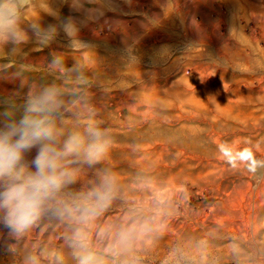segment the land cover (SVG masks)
<instances>
[{
	"label": "rangeland",
	"instance_id": "374dc122",
	"mask_svg": "<svg viewBox=\"0 0 264 264\" xmlns=\"http://www.w3.org/2000/svg\"><path fill=\"white\" fill-rule=\"evenodd\" d=\"M23 22L19 53L0 47V100L56 84L76 101L65 131L96 123L114 139L67 191L87 192L98 171L116 178L110 222L87 234L102 264H264V0H32ZM31 23L56 35L41 45ZM53 57L81 66L87 84L52 70ZM121 229L134 230L127 246ZM6 236L0 264H77L61 231L45 246L40 222L12 251Z\"/></svg>",
	"mask_w": 264,
	"mask_h": 264
},
{
	"label": "clouds",
	"instance_id": "9594fccd",
	"mask_svg": "<svg viewBox=\"0 0 264 264\" xmlns=\"http://www.w3.org/2000/svg\"><path fill=\"white\" fill-rule=\"evenodd\" d=\"M32 0H0V47L8 46L16 55L29 40L24 27L23 12ZM41 45L49 44L57 32L55 25H29ZM64 30L74 28L71 20ZM52 70L77 73V81L87 84L88 77L81 66L68 67L53 57ZM16 94H14L15 96ZM79 100L87 107V95ZM64 93L56 84L31 83L19 104L0 100V230L6 231L5 246L13 250L18 240L38 226L47 215L74 221L69 237L77 264H102L87 243L83 226L88 225L111 205L117 192L114 174L98 171L96 182L85 193L71 194L66 190L75 184L84 166L89 168L103 160L114 144L108 128L89 123L82 129L65 131L66 113L70 111ZM35 149L31 159L28 155ZM134 230L121 229L116 243L127 246ZM26 264H39L30 256ZM52 264H63L59 254H53Z\"/></svg>",
	"mask_w": 264,
	"mask_h": 264
},
{
	"label": "bare ground",
	"instance_id": "6f19581e",
	"mask_svg": "<svg viewBox=\"0 0 264 264\" xmlns=\"http://www.w3.org/2000/svg\"><path fill=\"white\" fill-rule=\"evenodd\" d=\"M68 190L69 189H67L66 191H68ZM154 190H156V193H161L162 192L165 195H168L169 193H172L173 189L172 188H165L163 190H160L159 188H157V189H154ZM74 191H77L80 194V190L78 188L77 189L74 188ZM81 192H83V191H81ZM135 193H136L137 197H140V196L146 197L148 192L146 193L144 190L141 191L140 189L139 190L137 189L135 191ZM54 220H57V224H55L57 226L56 227H51ZM110 220H111L110 215H108V214H106L104 212L102 215L97 217L91 223H89L86 226H83V230L86 232V234H90V233H92L95 230H99V229L103 228L106 224H108L110 222ZM75 227H77V225L75 224L74 221H71V220H68V219L61 220V219H59L56 216L47 215L44 218H42V220L40 221L41 239L45 243V246H47V239L48 238L52 239L51 244L55 245L59 241L58 233L60 231L65 236L70 237L72 235V232H73Z\"/></svg>",
	"mask_w": 264,
	"mask_h": 264
}]
</instances>
